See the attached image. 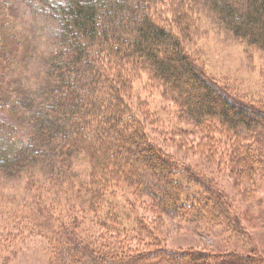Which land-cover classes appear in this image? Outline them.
Wrapping results in <instances>:
<instances>
[{
    "label": "trees",
    "instance_id": "obj_1",
    "mask_svg": "<svg viewBox=\"0 0 264 264\" xmlns=\"http://www.w3.org/2000/svg\"><path fill=\"white\" fill-rule=\"evenodd\" d=\"M6 1L0 0V21ZM189 1L178 4L177 17L185 19L190 4L199 2L234 36L264 52V0ZM152 2L60 0L59 43L50 50L39 94L15 104L0 99V173L20 177L26 190L22 208L6 212L7 222L43 236L54 264H264L253 248L248 254L168 248L144 215L228 237L241 233L219 191L187 177L148 139L124 99L127 70L140 69L160 83L205 136L231 133V173L245 175L253 187L257 173L264 174V109L230 98L209 79L179 34L154 20ZM4 24L0 84L17 66ZM77 155L88 163L86 178L74 173ZM50 192L61 207L57 214ZM258 213L264 224V210ZM11 236L3 227L0 241L7 245Z\"/></svg>",
    "mask_w": 264,
    "mask_h": 264
},
{
    "label": "rangeland",
    "instance_id": "obj_2",
    "mask_svg": "<svg viewBox=\"0 0 264 264\" xmlns=\"http://www.w3.org/2000/svg\"><path fill=\"white\" fill-rule=\"evenodd\" d=\"M189 2L153 0L149 12L158 23L169 25L179 34L197 67L224 93L234 100L264 109V52L234 36L199 2L190 4L192 10L185 11V19L177 17L178 4L188 6ZM59 3L60 0L6 1L0 23L5 22V42L10 52L16 53L17 66L14 62L11 70L4 73L1 100L15 104L28 93L39 94L45 84L50 50L59 43L56 16ZM127 71L130 83L123 92L124 99L142 122L148 139L174 159L187 177H198L219 191L241 227L240 234L228 237L219 230H194L169 217L159 216L154 221L141 212L151 222V230L153 228L161 242L171 249L248 254L253 248L254 255L264 260V224L257 218L259 209L264 210V174L257 173L253 187L245 175L231 173V133L224 131L205 136L160 83L140 69ZM72 162L74 173L86 178L89 172L86 160L77 155ZM25 192L20 177L0 173V232L6 227L12 235L7 245L0 241V264H54L43 236L28 230H14L15 226L7 222L6 212L22 208ZM55 196V192L49 193V204L57 214L61 207L52 202ZM62 199L59 194L57 200Z\"/></svg>",
    "mask_w": 264,
    "mask_h": 264
}]
</instances>
